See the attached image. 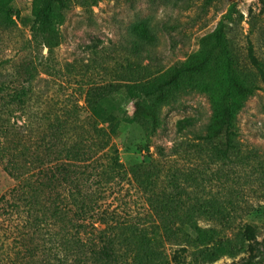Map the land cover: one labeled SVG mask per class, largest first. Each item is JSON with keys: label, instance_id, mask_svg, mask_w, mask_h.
<instances>
[{"label": "trees", "instance_id": "16d2710c", "mask_svg": "<svg viewBox=\"0 0 264 264\" xmlns=\"http://www.w3.org/2000/svg\"><path fill=\"white\" fill-rule=\"evenodd\" d=\"M11 2L0 0V26L10 23ZM32 7L34 44L51 53L59 44L65 0H32ZM139 36L153 40L147 30ZM140 72L128 68L124 79L82 85L74 95L65 94L60 79L42 80L49 86L41 89L29 70L27 79L0 81V169L14 183L0 196V264H153L164 244L179 246L186 231L204 238L201 217L230 230L243 186L264 182V157L231 143L235 114L264 82V64L250 49L241 61L220 25L183 62L129 79ZM181 82L209 97L212 121L199 140L211 159L157 186L141 164H122L117 132L104 125L118 116L124 127L148 123L154 132L167 90ZM110 94L129 111L102 113ZM130 187L141 201L138 212L128 209L134 203ZM244 227L238 235L251 240L254 229Z\"/></svg>", "mask_w": 264, "mask_h": 264}, {"label": "rangeland", "instance_id": "374dc122", "mask_svg": "<svg viewBox=\"0 0 264 264\" xmlns=\"http://www.w3.org/2000/svg\"><path fill=\"white\" fill-rule=\"evenodd\" d=\"M32 13V0L10 3V23L0 26V81L27 79L24 73L29 70L41 89L49 86L42 80L60 79L65 94L74 95L82 85L86 89L124 79L128 68L141 71L130 74L132 81L155 76L196 52L200 39L220 25L241 61L250 49L264 64V5L256 0H65L59 44L51 53L34 44ZM143 30L152 41L140 39ZM129 109L117 94L108 95L102 105V113L118 115ZM212 116L209 97L181 82L167 90L154 132L148 123L124 127L118 116L104 127L117 132L114 144L122 164L128 169L141 164L159 186L160 180L167 184L171 175L209 164V147H202L199 138L206 135ZM186 120L191 124L186 125ZM232 131L231 143L238 149H254L264 157V82L235 114ZM224 164L233 166L229 160ZM13 185L0 169V196ZM129 189L134 203L128 209L138 212L141 201ZM211 190L214 193L216 188ZM242 193L237 201L240 213L230 230L201 217L199 226L208 230L204 238L186 231L189 242L181 238L179 246L164 244L153 264L264 263V182L247 184ZM245 225L254 229L251 240L237 233Z\"/></svg>", "mask_w": 264, "mask_h": 264}]
</instances>
